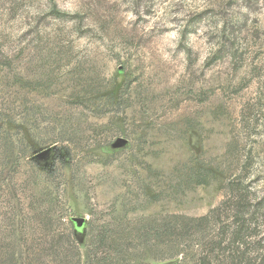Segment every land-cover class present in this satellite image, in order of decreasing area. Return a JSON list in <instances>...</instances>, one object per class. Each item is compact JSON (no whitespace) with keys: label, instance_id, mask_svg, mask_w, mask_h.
I'll use <instances>...</instances> for the list:
<instances>
[{"label":"rangeland","instance_id":"rangeland-1","mask_svg":"<svg viewBox=\"0 0 264 264\" xmlns=\"http://www.w3.org/2000/svg\"><path fill=\"white\" fill-rule=\"evenodd\" d=\"M251 149L262 196L264 0H0V238L60 223L85 264L89 220L204 215Z\"/></svg>","mask_w":264,"mask_h":264},{"label":"trees","instance_id":"trees-1","mask_svg":"<svg viewBox=\"0 0 264 264\" xmlns=\"http://www.w3.org/2000/svg\"><path fill=\"white\" fill-rule=\"evenodd\" d=\"M124 94L120 101L126 102ZM193 160L175 172L180 185L215 178L217 168ZM237 160L222 187L223 198L204 215L89 220L85 264H148V255L176 259L175 264H264V195L258 196L251 183L252 149L243 150ZM49 211L39 214L48 217ZM40 223L22 227L19 237L0 238V264H81L74 231L60 223Z\"/></svg>","mask_w":264,"mask_h":264},{"label":"water","instance_id":"water-1","mask_svg":"<svg viewBox=\"0 0 264 264\" xmlns=\"http://www.w3.org/2000/svg\"><path fill=\"white\" fill-rule=\"evenodd\" d=\"M128 143V140L123 137L117 138L114 143L112 144L113 147H124ZM74 222L77 223L78 226H81L84 224L85 219L84 218H79V217H73L72 218Z\"/></svg>","mask_w":264,"mask_h":264}]
</instances>
